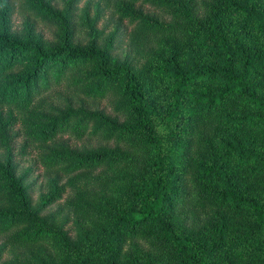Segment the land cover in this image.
<instances>
[{
  "label": "trees",
  "instance_id": "16d2710c",
  "mask_svg": "<svg viewBox=\"0 0 264 264\" xmlns=\"http://www.w3.org/2000/svg\"><path fill=\"white\" fill-rule=\"evenodd\" d=\"M82 1L24 0L16 28L0 0V233L38 264H264V0H107L153 37L143 68L115 56L116 33L77 42ZM62 91L82 105L36 110ZM102 101L112 110L87 106ZM66 134L116 146L55 150ZM33 146L55 173L36 203V168L16 159ZM92 171L82 238L44 212L66 175Z\"/></svg>",
  "mask_w": 264,
  "mask_h": 264
},
{
  "label": "rangeland",
  "instance_id": "374dc122",
  "mask_svg": "<svg viewBox=\"0 0 264 264\" xmlns=\"http://www.w3.org/2000/svg\"><path fill=\"white\" fill-rule=\"evenodd\" d=\"M17 3V11L14 15V23L16 28H21L23 22L28 19V12L22 3L24 0H12ZM69 0H53V4L57 5L60 9L64 8ZM153 8L144 7V14L154 12ZM86 12L90 15V20L83 18V13ZM156 13V12H155ZM158 15L165 16V13L158 9ZM95 24V25H94ZM41 29H44L48 36L50 31H47L43 25ZM116 33V41L119 42V48L115 51V56L120 60H128L132 62L136 67L143 68L149 64L150 56L146 54V50L149 46H156V43L149 33V31L141 25L131 23L129 18H125L120 15L116 10L114 2L108 3L107 0H83L80 4L77 17V42L82 44L87 43L90 40L97 39L99 46L104 44V41L110 38L112 34ZM158 49V47H156ZM82 96L69 91H62L60 95H56L53 98H48L46 102H41L36 107L39 112H47L49 114H56L58 110L69 106V102H72L76 107L81 106ZM90 108H106L111 111L110 105L106 101L102 102H88ZM20 131H22V124H19ZM25 138L20 137L14 140L15 153L20 152L21 146L24 143ZM13 143V142H12ZM60 145H67L73 149L78 148L84 151H92L101 147L113 148L116 146L114 141L106 140L105 138H85L78 139L69 134L60 136L56 143L52 145L55 150H60ZM4 148L0 142V154L4 153ZM27 154L21 153L17 156V161L21 163L22 167L27 168L34 166L36 168V174L32 180L35 179V185L32 189L34 202L39 201L42 194L51 190V179L55 176V173L45 172L40 166L35 163V160L46 149L42 147H30ZM23 168V169H24ZM106 175H112L114 170L106 169L100 173ZM98 174L96 171L89 172L88 175H66L64 177L67 185V193L59 203L48 208L44 213L54 216L60 224L65 223V227L73 231L76 236L85 238V231L91 228L92 216L85 212L81 206L84 203V199L81 189H92L97 186L98 182L94 181V177ZM116 192H113L112 196H116ZM2 203L0 202V206ZM94 237L99 236V233L94 232ZM133 246L130 248L132 249ZM129 249V251H130ZM27 247H18L13 244L11 235H3L0 233V264H21L24 261L27 264H38L37 261L31 262V253ZM48 258V257H47Z\"/></svg>",
  "mask_w": 264,
  "mask_h": 264
}]
</instances>
